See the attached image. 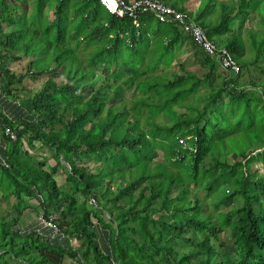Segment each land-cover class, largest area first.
<instances>
[{"label": "trees", "instance_id": "obj_1", "mask_svg": "<svg viewBox=\"0 0 264 264\" xmlns=\"http://www.w3.org/2000/svg\"><path fill=\"white\" fill-rule=\"evenodd\" d=\"M158 1L239 72L153 12L0 0V264H264V0Z\"/></svg>", "mask_w": 264, "mask_h": 264}, {"label": "built area", "instance_id": "obj_2", "mask_svg": "<svg viewBox=\"0 0 264 264\" xmlns=\"http://www.w3.org/2000/svg\"><path fill=\"white\" fill-rule=\"evenodd\" d=\"M100 2L103 6H105L106 10L111 15H115L117 17H132L135 26H138V14L144 12H153L162 22L166 21L179 23L183 26L184 30L188 31L190 35L195 37L205 53L208 56L213 57L218 62L221 69L232 71L234 74L239 72V66L228 51L224 48H217L215 44L208 39L205 32L191 22L185 13L178 12L174 8L166 6L158 0L132 1L130 4H127L124 0H100ZM5 133L10 136V138L15 137L9 128L5 129ZM40 221L44 227H53L51 218L46 221L44 218L40 217Z\"/></svg>", "mask_w": 264, "mask_h": 264}, {"label": "rangeland", "instance_id": "obj_3", "mask_svg": "<svg viewBox=\"0 0 264 264\" xmlns=\"http://www.w3.org/2000/svg\"><path fill=\"white\" fill-rule=\"evenodd\" d=\"M222 3L223 4H226V5H229V1L228 0H222ZM219 13H220V7L217 6V9L215 10L214 13H212V19L214 21H217V19L219 18ZM155 45H159L157 41H155ZM163 51V50H161ZM26 63H27V60H21V61H18L16 63H13L12 66H11V69L15 71V73H23L25 71V68H26ZM36 83L35 82H32L30 79H27L26 82H25V86L27 88H31L35 85ZM147 89V87H142L140 89H138L136 91V93H140V92H143ZM260 151V150H259ZM39 153H42V151H40ZM160 153V152H159ZM44 155L48 156V153H43ZM161 154V153H160ZM53 162V161H52ZM252 169L254 170H258L261 174L264 175V166L259 163V162H256L255 164H253L252 166ZM57 181H58V184L60 186H65L67 185L65 180H64V176L62 175H59L56 177ZM107 216V215H106Z\"/></svg>", "mask_w": 264, "mask_h": 264}, {"label": "clouds", "instance_id": "obj_4", "mask_svg": "<svg viewBox=\"0 0 264 264\" xmlns=\"http://www.w3.org/2000/svg\"><path fill=\"white\" fill-rule=\"evenodd\" d=\"M191 151H192L193 154L196 152L195 149H191Z\"/></svg>", "mask_w": 264, "mask_h": 264}]
</instances>
